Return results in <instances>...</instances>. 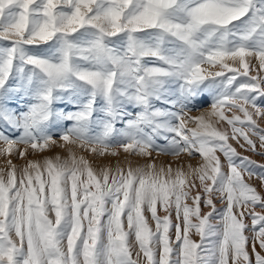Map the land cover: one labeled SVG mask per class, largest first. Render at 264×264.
Here are the masks:
<instances>
[{
  "label": "snow or ice",
  "instance_id": "1",
  "mask_svg": "<svg viewBox=\"0 0 264 264\" xmlns=\"http://www.w3.org/2000/svg\"><path fill=\"white\" fill-rule=\"evenodd\" d=\"M0 121V264H264V0H0Z\"/></svg>",
  "mask_w": 264,
  "mask_h": 264
},
{
  "label": "rangeland",
  "instance_id": "2",
  "mask_svg": "<svg viewBox=\"0 0 264 264\" xmlns=\"http://www.w3.org/2000/svg\"><path fill=\"white\" fill-rule=\"evenodd\" d=\"M10 107H16V105L12 104V105H10ZM204 107H207V105H205ZM198 114H199V112H197V111H193L191 113V115H198ZM240 115H242V114H240ZM3 128H4L3 122L0 121V129H3ZM57 139H58V137H57ZM4 147L5 146L2 143H0V150H2ZM23 147H24V145H19L18 149H23ZM238 151H241L244 155H248L252 159H254V160H256V161H258L260 163H264V156L254 155L251 152H243V150L239 149V148H238ZM64 154H65L64 149H62L59 146L54 145L50 149H46L43 153L33 154L31 149H29V152L27 153V158L28 159H40V158H42V156H54V155L63 156ZM77 154L78 155H85V156L89 155L88 153H86V152H84L83 150H80V149H77ZM117 159H118L117 157H110L109 156V157H107V158H105L103 160L97 161V163L107 164V163L111 162V163L115 164ZM119 159L120 160L124 159V154L123 153H121V156L119 157ZM130 159H132L133 161H136L138 158L130 157ZM8 160H11L12 163L15 164L18 169L22 168L26 164V159L19 157L18 151H13L10 154H5V153L0 152V170H4L5 173L8 170V168L10 167L8 165V163H7ZM140 162L143 163L142 160ZM157 162L158 163H164V164H168V163L171 162L173 164V167L177 166V161L175 160V158H173L171 156H160V157H158ZM192 163L196 164V161H192ZM250 182L252 184H254V185H257V186L259 185V181L255 180V179L250 181ZM160 214L163 215L162 212ZM248 223H250V221H248ZM152 227L154 228V223H152ZM193 239L198 240L199 237L193 236Z\"/></svg>",
  "mask_w": 264,
  "mask_h": 264
}]
</instances>
